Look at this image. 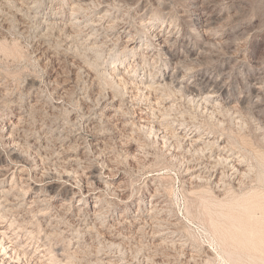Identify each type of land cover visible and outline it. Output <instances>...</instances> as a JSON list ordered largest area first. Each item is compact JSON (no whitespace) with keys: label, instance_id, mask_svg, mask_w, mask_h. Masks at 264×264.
Masks as SVG:
<instances>
[{"label":"rangeland","instance_id":"rangeland-1","mask_svg":"<svg viewBox=\"0 0 264 264\" xmlns=\"http://www.w3.org/2000/svg\"><path fill=\"white\" fill-rule=\"evenodd\" d=\"M72 1L0 0V264H264V227L250 251L222 216L241 225L231 207L264 202V0ZM71 12L88 27L52 24ZM121 22L144 37L136 56L108 39ZM155 31L176 33L179 88H155L174 71L145 45ZM141 79L153 91L129 85ZM201 82L219 94L211 106L191 93ZM186 131L228 144L248 177L231 172L221 192L188 182L203 154ZM137 219L149 224L136 234Z\"/></svg>","mask_w":264,"mask_h":264},{"label":"bare ground","instance_id":"bare-ground-1","mask_svg":"<svg viewBox=\"0 0 264 264\" xmlns=\"http://www.w3.org/2000/svg\"><path fill=\"white\" fill-rule=\"evenodd\" d=\"M88 1L91 0H73L72 1V5H75L78 8H82L83 6L87 5ZM90 4V3H88ZM198 4V3H197ZM26 7V6H25ZM86 7V6H85ZM111 12V11H110ZM80 14V13H79ZM106 15V14H105ZM220 19V18H217ZM104 20H106L105 22H107L108 20L105 18ZM123 20V19H122ZM125 21V20H124ZM92 23V22H91ZM96 23V22H95ZM52 24L55 26L61 25L63 27V29L67 30L69 33L75 34V32H77V29L83 27V29H85L84 26L88 27L87 25L82 26L83 22L79 19L78 17V13L77 12H71L69 14H67V16H62L61 18H55L52 21ZM98 25V24H97ZM47 28V27H46ZM111 28V27H110ZM103 29V28H102ZM106 29V27H105ZM108 29V28H107ZM114 30H110L109 31V35H108V39L110 38V41H116L117 43L113 42L112 45L117 46L118 44H124L123 51L125 52L128 49L131 50V52H133L136 56V53L138 52V50H140L141 48V42L144 41V37L142 35H138L136 33V31L133 33L132 29L130 28V26L127 23L121 22L118 23L117 25L114 26L113 28ZM95 30V29H94ZM88 31V30H87ZM107 31V30H106ZM175 31V30H174ZM101 32V31H99ZM85 33V32H84ZM132 33V34H131ZM176 35L175 32H173L169 37L170 38H163L161 32L155 31L153 32V41H149V40H145V45L147 46H151V45H155V49L158 50V56L159 55H163V58L165 60V71H171V69H174L173 72H167L166 75L160 76L159 77V81H155L154 84L156 90H161V89H167V88H179L182 85L185 84L186 80H188V74H186V71H184V69L179 66V63L177 62V58H176V54L172 53V50L170 49V42L172 41L171 38H173ZM86 36H88L87 40V44L91 49H96L95 47L97 46V40L96 38L92 37L91 32L87 33ZM94 36V34H93ZM147 37V36H146ZM151 40V39H150ZM68 41V40H67ZM66 41V42H67ZM83 42V41H82ZM111 43V42H110ZM179 44L183 45L184 41L183 40H179L178 41ZM141 44V45H140ZM104 45V44H103ZM111 45V44H110ZM111 47V46H110ZM102 49V48H100ZM111 49V48H110ZM109 49V50H110ZM114 51V50H113ZM98 53V52H97ZM128 53V52H127ZM126 54V53H125ZM125 56V55H124ZM139 64V63H138ZM141 65V64H139ZM135 68V67H134ZM197 69V68H196ZM192 70V69H191ZM190 71V70H189ZM193 74V73H192ZM133 75V74H132ZM192 76V75H191ZM134 77V76H132ZM136 78V77H134ZM133 78V79H134ZM192 79V77H191ZM135 81V80H134ZM154 82V81H153ZM145 82L142 81V79L138 82L135 83L133 82V84H129V82L127 81V84L129 85H133L132 87H144L142 89H149L151 87H153L152 84L150 85H145ZM202 83V82H201ZM199 84V86L195 85L193 86L192 90V94L194 96H196L197 98H199L201 101L204 102H211V99H215L217 97H219V94L217 93V91L215 90H210L212 83L211 82H207V83H202ZM153 89V88H152ZM152 89H149L151 92ZM153 91V90H152ZM157 92V91H156ZM159 92V91H158ZM157 92V93H158ZM136 94V93H135ZM145 94V93H144ZM153 93H149L147 92V94L145 96H150ZM156 94V93H155ZM134 96V94H133ZM147 96V97H148ZM152 96V95H151ZM160 96V95H159ZM192 96V95H191ZM162 97V93L160 98ZM113 98V97H111ZM150 98V97H149ZM155 98V97H154ZM159 98V97H158ZM159 98V99H160ZM164 98V97H162ZM165 99V98H164ZM164 101V100H163ZM58 102V101H57ZM166 102V101H165ZM214 102V101H212ZM218 103V102H217ZM216 103V104H217ZM212 104V103H211ZM216 104L213 103V106H215ZM174 105V104H173ZM210 105V104H209ZM219 105V104H218ZM211 106V105H210ZM212 106V107H213ZM217 106V105H216ZM215 106V107H216ZM104 110L107 112H110L111 116L114 114L116 115L118 108H116L115 102H109V104L107 103V105H105ZM212 111V110H211ZM161 115V114H160ZM115 117V116H114ZM163 118V117H162ZM180 118V117H179ZM154 121V120H153ZM139 125V124H138ZM147 126V125H146ZM196 127V126H195ZM143 128V127H142ZM148 128V127H146ZM145 128V129H146ZM155 128V127H153ZM199 129V128H198ZM58 130V129H57ZM150 130V129H149ZM197 131V130H196ZM182 133V132H181ZM188 136H190L191 139H188ZM181 138H187V141L190 142H186V143H190L188 145V147L191 148V151H193L194 153H199L200 155L203 154V157L200 158V160H196L197 162L195 164H191L189 163V165H187L186 167V173H184L187 177L186 180H188V182L190 181H201L206 179V182H209L213 187V189H216L217 191H222L224 188V185L227 183V178L230 176L231 172L233 173V175H235L234 177L237 179H240L241 177L245 176L246 174H248L246 171L247 167H244L243 164V160H238L235 159L234 156H232V154H230L229 149L227 148V145H221L218 139H215L214 136H210V133L205 134V136H201V134H198V132L196 133L195 131L193 132H183L181 135ZM205 138V139H204ZM181 140V139H180ZM84 142V141H83ZM97 145V144H96ZM175 146V145H174ZM173 148V147H172ZM176 150V149H175ZM188 151V150H187ZM188 154V153H187ZM194 157V156H193ZM242 158V157H241ZM195 160V159H194ZM245 160V159H244ZM249 161V160H248ZM251 165V164H250ZM252 167V166H250ZM252 169V168H251ZM249 170V168H248ZM250 171V170H249ZM253 173L254 171L251 170ZM251 171L249 173H251ZM113 174V173H112ZM109 176V175H108ZM250 176V174H249ZM254 176V175H253ZM233 177V176H231ZM233 177V178H234ZM246 177H248V175H246ZM245 177V178H246ZM110 179V177L108 178ZM112 179V178H111ZM242 180V179H241ZM196 181V182H197ZM249 181V180H248ZM109 182V181H108ZM202 182V181H201ZM239 182V181H238ZM185 183V182H184ZM198 183V182H197ZM196 183V186H197ZM264 183V181H263ZM195 184V183H194ZM193 184V185H194ZM243 184V183H242ZM109 186V185H108ZM237 186V185H236ZM190 187V186H189ZM107 188V187H105ZM237 188V187H236ZM116 188H114L115 190ZM263 191H264V184H263ZM113 190V192H115ZM118 190V189H116ZM120 190V189H119ZM118 190V191H119ZM122 191V190H121ZM89 192V191H88ZM115 194V193H114ZM218 194V193H216ZM222 196V195H221ZM256 200H264V195H260L257 197ZM148 204V203H147ZM98 207V206H95ZM154 209H156L158 207L157 203L153 206ZM161 208V207H160ZM240 209L245 211V215L246 218L249 220L247 223H243L241 225L237 224L236 222H240V220L235 222L234 216L232 215H223L225 221L228 222V230L230 232L231 228H234L236 231H238L240 233L239 236L231 233L229 234V236H231L235 242V244L237 246H241L243 249H247L252 251V249H250V246H254L256 244L255 242V237L258 235V232H260V229L258 228L259 225H262L261 227H264V202L262 203V205L258 206L257 208L253 207V202H247L246 205H238L235 207H231L232 211H239ZM163 210V209H162ZM168 210V209H167ZM260 210V216L257 217L256 212ZM161 211V210H160ZM159 211V212H160ZM153 212V211H152ZM151 212V213H152ZM157 212V211H156ZM168 212V211H167ZM147 213H150L147 212ZM153 214V213H152ZM149 215V214H148ZM212 215V214H211ZM221 217V216H220ZM147 218V217H146ZM257 220H256V219ZM139 219V218H138ZM137 219V220H138ZM155 219V218H154ZM120 220V219H119ZM141 220V219H140ZM140 220H138V222H134L136 226V230L138 232H135L136 234L139 233V231H141V229H145L144 225L147 224L145 222V219H143L141 222H139ZM175 219H169V222L167 223L169 225V227H165L166 230L169 231V233L174 234L173 232V227L176 226V222L174 221ZM213 221H215V219L212 218ZM224 221V222H225ZM150 222V221H149ZM163 223L164 219L162 220ZM178 222V221H177ZM218 224H223L225 225L226 223H222L223 221H221V219H219ZM158 223V222H157ZM156 223V224H157ZM179 223V222H178ZM242 223V222H241ZM144 224V225H143ZM149 224V223H148ZM160 224V223H159ZM166 224V223H165ZM122 225V224H121ZM109 226V225H108ZM162 226V225H161ZM133 228V227H132ZM160 228V227H159ZM135 229V228H134ZM114 230V229H112ZM131 230V229H130ZM152 230V229H151ZM150 230V231H151ZM110 232V231H109ZM133 232V231H131ZM155 232V231H154ZM160 233V231H158ZM157 232V233H158ZM264 232V230H263ZM153 233V232H152ZM163 233V232H162ZM112 234V233H111ZM120 234V233H119ZM133 234V233H132ZM134 234V235H136ZM117 235V234H116ZM116 235H112L111 237L114 240H118L120 239V235L116 236ZM153 235V236H152ZM151 235L152 239L154 237V233ZM125 236V235H124ZM155 238V237H154ZM4 239V238H3ZM143 239V238H142ZM121 240V239H120ZM148 240V239H147ZM168 240V239H167ZM111 242V241H109ZM114 246L115 244L117 245V243H114V241H112ZM112 242H111V247H112ZM122 242V241H121ZM152 242V241H151ZM164 242V241H163ZM166 242V241H165ZM183 242V241H182ZM181 243V242H179ZM262 245H264V241H261ZM149 245V244H148ZM151 245V244H150ZM158 245V244H156ZM84 247V246H83ZM158 247V246H157ZM76 248V247H75ZM181 248V247H180ZM259 248V247H256ZM171 255V254H170ZM188 255V254H187ZM199 255V254H198ZM174 256V255H173ZM172 256V257H173ZM166 257V256H165ZM175 259V258H174ZM134 260V259H133ZM99 261V260H98ZM108 262V261H106ZM130 262V261H129ZM100 263V262H99ZM111 263V262H110ZM128 264H134V262L132 263H128ZM137 264V263H135ZM141 264V263H140Z\"/></svg>","mask_w":264,"mask_h":264}]
</instances>
